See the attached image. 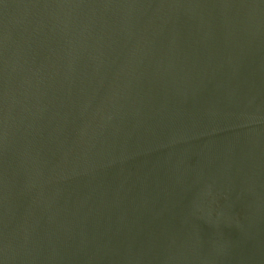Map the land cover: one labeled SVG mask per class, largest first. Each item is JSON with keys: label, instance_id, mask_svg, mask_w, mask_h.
Returning a JSON list of instances; mask_svg holds the SVG:
<instances>
[{"label": "water", "instance_id": "95a60500", "mask_svg": "<svg viewBox=\"0 0 264 264\" xmlns=\"http://www.w3.org/2000/svg\"><path fill=\"white\" fill-rule=\"evenodd\" d=\"M0 264H264V0H0Z\"/></svg>", "mask_w": 264, "mask_h": 264}]
</instances>
